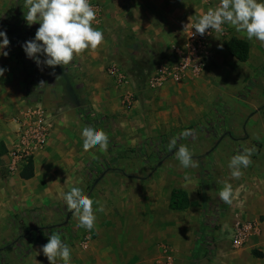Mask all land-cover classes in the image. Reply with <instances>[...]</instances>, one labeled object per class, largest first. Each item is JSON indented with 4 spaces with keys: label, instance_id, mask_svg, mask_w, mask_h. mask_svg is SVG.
Instances as JSON below:
<instances>
[{
    "label": "rangeland",
    "instance_id": "obj_1",
    "mask_svg": "<svg viewBox=\"0 0 264 264\" xmlns=\"http://www.w3.org/2000/svg\"><path fill=\"white\" fill-rule=\"evenodd\" d=\"M24 2L0 0V31L6 32L10 41L8 47L14 49L25 63L31 98L34 102L49 100L58 108L59 113L70 111V115L79 118L84 127L90 126L81 117L93 112L89 100L91 86H87V83L94 78L82 75L76 61L66 69L60 66L53 69L46 65L38 67L33 59L27 57L23 45L35 38L39 24L27 25ZM218 4L219 0H128L124 6L125 12L120 13L109 12L107 4L104 6L109 23L112 22L109 18L114 20L117 15H122V20L130 22L126 38L131 39L136 35L142 38L136 45L127 43L122 52L116 53V60L121 67H126L138 89L145 72L168 57L176 41L186 38L191 23L197 22L202 12ZM112 25L110 23L109 29ZM225 26L227 33L222 38L224 42L233 36L234 31L231 26ZM247 69L248 65H232L229 73L241 75ZM53 72L55 75L50 74ZM56 76L61 78L56 80ZM236 78L232 81L239 83L240 80ZM40 81L46 84L38 86ZM243 82V91L236 94L240 101L229 99L224 109L211 116L212 123L218 128L217 137L220 134L230 139L235 124L255 112H260L264 118V68L260 67L256 75ZM141 93L137 94L136 102ZM131 109L116 108L114 119L105 123L103 121L98 126L97 129L104 130L113 143V147L108 144L106 152H102L98 146L88 151L83 149L82 157H78L72 168L57 166L51 174L45 170L44 176L38 180L18 178L24 188L28 189L24 192H20V188L14 191L0 189V264H49L41 248L48 242L50 235L62 234L63 228L76 230L72 233L74 237L69 238L68 245L72 239L82 248L93 243L103 245L117 240L120 243L109 245L113 250L127 249L124 241H139V238L123 234L112 237L109 232L116 229H140L144 224L148 230L147 247L141 245L140 248L139 242L137 245L132 244L131 258L140 250L142 261L136 263L132 259L131 264H210V256L216 255L213 248L222 244L217 231L220 228L219 209L212 197L203 194L204 184L209 185L211 182H205L201 173L189 172L192 168H183L175 157V151L184 144L193 152V159L197 160L204 159L206 152L216 147L258 148V143L253 142L254 146L249 147L246 141L244 143L241 140L239 144L227 142L219 146L209 135V123L208 126L193 125L159 136L153 135L145 132V122L139 117L141 112ZM172 109L173 105L163 104L154 110L168 114ZM218 119H222L221 122ZM185 130H191L193 134L187 138H178L177 147L168 151L169 141L179 137ZM161 136H166L167 141L158 146L151 145L150 139ZM194 153H200L201 156L196 158ZM186 174L192 182L185 181ZM2 176L4 179L12 177ZM159 183L163 184L162 187H159ZM74 186L104 206L103 212L96 211L95 227L90 232L77 226V217L67 210L63 200L62 194ZM182 186L192 188V208L178 212L165 210L163 195ZM94 207L99 208V205ZM163 214L167 216L164 219ZM176 222L179 230L174 235L170 229L165 231L163 228L165 223ZM206 223L211 225V230L207 229ZM61 239L66 243L62 235ZM9 245L13 246L11 251L5 249ZM209 246H212V252H205ZM56 264H60L59 259Z\"/></svg>",
    "mask_w": 264,
    "mask_h": 264
},
{
    "label": "crops",
    "instance_id": "obj_2",
    "mask_svg": "<svg viewBox=\"0 0 264 264\" xmlns=\"http://www.w3.org/2000/svg\"><path fill=\"white\" fill-rule=\"evenodd\" d=\"M96 2L103 7V15L102 19L93 26L103 32L104 42L95 51L86 50L75 61L79 63L82 75L94 78L87 83V86H91L89 88L91 90L89 100L93 108L92 114L98 122L96 128H98L103 121L105 123L114 119L113 115H115L116 108H129L121 100L123 92L127 88L116 86L113 79L108 75L107 69L110 63H120L117 61L118 59L116 60V53L122 52L124 45L130 42L132 45H136L142 38L137 35L131 39L126 38L128 31L126 29L130 22L122 20V15H117L114 20L109 18L113 25L111 29L108 27L110 23L106 17L104 6L107 4L109 12H125L124 6L128 4V0H97ZM233 37L249 43L248 61L241 62L227 51L226 44ZM184 40L180 39L176 41V44L182 43ZM0 42H2L1 38ZM3 51L8 52V56H0V67L6 70L4 75L0 77V150L5 148L3 154L0 155V189L14 191V189L20 188V192H24L28 189H25L24 184L19 181V179H23L21 174L7 178L8 174L2 165V159L14 139V119L20 116L24 108L34 100L31 98V86L29 87L27 84L25 63L14 49L7 47ZM214 51L212 59L199 77L185 79L181 82H168L156 90H144L139 101L130 108H132L131 111L139 110L141 112L139 117L141 121L145 122V132H150L153 135L159 136L172 130H181L200 124L205 126L209 123V135L212 141L219 146L227 142L239 144L241 140H244V143L246 141L249 147L254 146L253 142L258 143V148H255V152L251 156L252 163L249 167L241 169L244 175L240 179L231 178L228 163L232 156L241 153L244 148L216 147L211 149L206 152L204 159L196 160L199 167L192 168L189 172L201 173L205 182H211L209 185L208 183L204 184L203 194L212 197L219 209L220 228L217 231L222 244L214 247L213 250L212 246L205 248V252L213 251L216 253L215 257L210 256V264H264V118L260 112H255L245 120L240 119V122L235 124L234 132L230 134L233 137L230 139L220 134L217 137L218 128L211 120V116L216 114V111L225 108L226 101L235 99L236 94L243 91L245 86L243 81L256 75L260 67L264 68V45L256 40L246 39L244 34L238 33L234 29L233 36L226 39L225 42L222 41L221 36H216ZM232 65L237 67L238 65L243 67L248 65V69L241 75L233 72L230 74ZM235 78L239 79L240 82L234 83L232 80ZM236 101L240 100L236 98ZM163 104L173 105L172 111L168 114L156 111ZM236 105L234 104V106ZM57 112L58 118L49 143L45 150L37 154L35 158V175L31 179L25 180H38L44 176L45 170L51 174L55 172L57 166L72 168L73 165H76L78 157H82L83 139L81 134L84 128L82 121L70 115L72 113L70 111ZM221 120L219 121L221 122ZM162 137L165 138L166 136ZM200 156V153H194V157ZM3 174L7 179L3 178ZM225 181L231 183L233 189L240 185L244 186L239 199L234 200L232 205H228L219 199V190ZM162 185L159 183V187ZM174 189H181L188 193L190 206L186 210L192 208V188L182 186L175 187L169 194L163 195L164 209L173 211L170 209V202L171 192ZM164 217L167 216L163 214V219ZM243 222H257L258 231L250 237L243 248L236 249L230 241L232 232L235 225ZM206 226L207 229L211 230V225L206 223ZM142 227L140 229H116L109 232L112 237L123 234V236L139 238V241H124L127 249L113 250L109 245L120 243L117 240L108 241L103 245L93 243L82 248L78 242L72 239L69 245V247L72 246L71 264H131L133 260L136 263H141L140 250L134 258H131L133 250L131 247L132 244L137 245L138 242L140 248L141 245L147 247L148 230L145 224ZM163 228L165 231L170 229L171 234L174 235L179 230V225L177 222L165 223ZM75 231L67 228L61 230V235L65 237L67 244L69 238L74 237L72 233ZM208 233L211 235V232ZM105 245L108 246L105 248ZM59 262L63 264L62 260Z\"/></svg>",
    "mask_w": 264,
    "mask_h": 264
},
{
    "label": "clouds",
    "instance_id": "obj_3",
    "mask_svg": "<svg viewBox=\"0 0 264 264\" xmlns=\"http://www.w3.org/2000/svg\"><path fill=\"white\" fill-rule=\"evenodd\" d=\"M24 19L28 26L38 23L35 38L28 40L23 45L28 58L35 61L38 67L46 65L50 68L60 66L68 68L77 57L82 56L86 50L95 51L104 42L102 31L94 27L98 23L96 9L90 0H25ZM189 23L185 25L188 27ZM229 25L238 33L245 35L248 40H256L264 45V2L262 0H219L214 8H209L206 13L199 16L197 22L191 26L195 29L191 36L205 35L210 29L211 32L223 33L224 26ZM0 56H8L3 51L10 44L5 31H0ZM44 59L41 60L40 57ZM6 70L0 67V77ZM55 75V73H50ZM61 77L56 76V80ZM46 84L40 81L38 86ZM51 86V85H50ZM191 130L183 131L179 137H173L167 146L168 151L177 147L178 138H187L192 135ZM83 149L88 151L99 147L102 152L108 150V134L93 126H85L82 130ZM255 148H244L239 154L230 158L228 167L231 170L232 179H240L244 173L242 168L251 165V156ZM175 157L180 165L187 168L199 167L198 161L193 159V152L184 144H181L175 151ZM186 182H192L186 174ZM68 181L66 180L65 183ZM243 185L233 189L231 183L223 182L219 190V199L228 205L238 200ZM67 210L73 213L78 219V227L91 231L95 227L96 211L103 212L104 206L100 201H94L79 187H71L70 191L62 194ZM94 205H99L95 208ZM41 251L49 261V264H56L57 259L63 264H71V248L61 239L60 233H53L49 236L48 242L42 246Z\"/></svg>",
    "mask_w": 264,
    "mask_h": 264
},
{
    "label": "built area",
    "instance_id": "obj_4",
    "mask_svg": "<svg viewBox=\"0 0 264 264\" xmlns=\"http://www.w3.org/2000/svg\"><path fill=\"white\" fill-rule=\"evenodd\" d=\"M90 2L96 9L99 22L102 19L103 8L96 2L91 0ZM206 12L207 10L202 14ZM195 23L193 21L189 26L185 40L173 45L168 57L160 60L152 69L145 72L141 77L142 85L139 89L124 67L118 63H111L108 66V75L115 85L127 88L122 95V101L127 107H132L136 103L137 94L144 90H156L168 82H181L202 74L214 55L216 36L223 38L227 32L224 26L223 33L211 32L209 29L203 36L199 34L191 36L192 32L195 33L194 28L191 32V26ZM57 118V108L45 99L28 104L20 116L14 119V139L2 159V165L8 175H19L31 161L35 162L37 154L47 147ZM257 231V222H243L235 225L230 240L232 246L236 249L243 248Z\"/></svg>",
    "mask_w": 264,
    "mask_h": 264
},
{
    "label": "trees",
    "instance_id": "obj_5",
    "mask_svg": "<svg viewBox=\"0 0 264 264\" xmlns=\"http://www.w3.org/2000/svg\"><path fill=\"white\" fill-rule=\"evenodd\" d=\"M226 49L229 52L230 55L237 58L241 62H246L249 59L250 55V46L249 43L238 39L236 37L231 38L227 44ZM82 117L85 119L87 123L90 124V126L97 127L98 122L97 119L94 118V115L91 113H87L82 115ZM165 138H157V139H151L150 143L151 145H161L164 142H166ZM109 145L113 147V143L109 141ZM5 151V148L3 150H0V155L3 154ZM35 175V164L33 161H31L24 171L21 173V177L23 179H31ZM190 206V200L189 195L186 191L181 189H174L171 192V202H170V209L173 211H183L188 209ZM5 249H8L11 251L13 249L12 245L7 246Z\"/></svg>",
    "mask_w": 264,
    "mask_h": 264
}]
</instances>
